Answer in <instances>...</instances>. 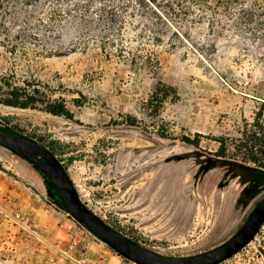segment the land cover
<instances>
[{"label":"rangeland","instance_id":"1","mask_svg":"<svg viewBox=\"0 0 264 264\" xmlns=\"http://www.w3.org/2000/svg\"><path fill=\"white\" fill-rule=\"evenodd\" d=\"M175 2L5 1L0 75L41 81L73 117L0 103V128L47 146L114 229L189 256L228 240L264 200L262 169L216 157L211 139L181 140L235 136L252 120L264 99V0ZM158 81L173 90L154 112L145 101ZM51 184L0 146V264H136L74 220ZM217 264H264V223Z\"/></svg>","mask_w":264,"mask_h":264},{"label":"water","instance_id":"2","mask_svg":"<svg viewBox=\"0 0 264 264\" xmlns=\"http://www.w3.org/2000/svg\"><path fill=\"white\" fill-rule=\"evenodd\" d=\"M0 146L28 161L53 185L54 191L70 216L99 240L136 264H217L245 246L264 223V200L258 203L236 233L220 245L189 255L171 256L147 248L123 235L82 202L62 161L37 140L0 128ZM256 183L264 184V179Z\"/></svg>","mask_w":264,"mask_h":264},{"label":"trees","instance_id":"3","mask_svg":"<svg viewBox=\"0 0 264 264\" xmlns=\"http://www.w3.org/2000/svg\"><path fill=\"white\" fill-rule=\"evenodd\" d=\"M5 1L7 0H0V8L4 7ZM131 1L140 5L152 3L154 6H158V4L154 3L155 0H121L125 6H128ZM174 1H176L174 5L177 7H182L184 3H186V0ZM166 6L173 10L172 5L166 4ZM4 23L5 22H0V30L5 29ZM101 37L102 46L100 47L104 51L106 41H109L110 43L112 42L108 39V36ZM8 49L9 52L14 51L13 47L9 46ZM11 77L12 75L10 74L0 75L1 104L22 109H38L68 119L73 117L72 111L68 108L65 100L60 96L53 98L50 93V88L46 84L33 79H24L21 84H14L10 80ZM167 90H173V88L158 81L153 93L145 101L146 106L151 107V110L157 112L158 106L161 105L169 95ZM74 103L80 105L78 99H75ZM123 122L128 125H136L137 123L135 116L132 115L124 116ZM160 135L164 136V134ZM202 138H208L217 143V148L214 152L216 157L235 158L245 163H251L259 169H262L263 176L257 180L264 179V99L258 103L256 110L253 112L252 120L249 122L244 120L242 127L238 130V134L235 136H213L195 133L194 138L182 136L181 140L187 144L199 147ZM42 176L46 178L43 174ZM47 180L51 184L50 180ZM52 191L54 196L59 200L54 189Z\"/></svg>","mask_w":264,"mask_h":264},{"label":"built area","instance_id":"4","mask_svg":"<svg viewBox=\"0 0 264 264\" xmlns=\"http://www.w3.org/2000/svg\"><path fill=\"white\" fill-rule=\"evenodd\" d=\"M15 218H17V216H16ZM16 221H18V222L21 223L22 225L26 226V225H25L22 221H20L19 219H16ZM27 229H28V231H30V233H33L34 235H37L36 232H35L34 230H31V229H29V228H27Z\"/></svg>","mask_w":264,"mask_h":264}]
</instances>
